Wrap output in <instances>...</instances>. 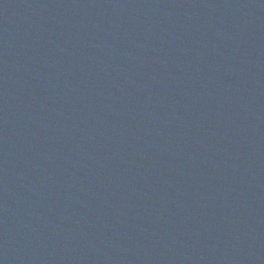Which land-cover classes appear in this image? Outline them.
Segmentation results:
<instances>
[{"label":"water","instance_id":"95a60500","mask_svg":"<svg viewBox=\"0 0 264 264\" xmlns=\"http://www.w3.org/2000/svg\"><path fill=\"white\" fill-rule=\"evenodd\" d=\"M0 264H264V0H0Z\"/></svg>","mask_w":264,"mask_h":264}]
</instances>
